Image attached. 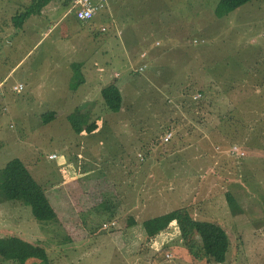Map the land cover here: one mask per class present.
Returning a JSON list of instances; mask_svg holds the SVG:
<instances>
[{"label":"rangeland","instance_id":"rangeland-1","mask_svg":"<svg viewBox=\"0 0 264 264\" xmlns=\"http://www.w3.org/2000/svg\"><path fill=\"white\" fill-rule=\"evenodd\" d=\"M31 1L0 0V23L8 24ZM70 1L60 0L57 7L69 16L65 28L24 63L36 70L34 86L13 92L7 83L0 89V168L22 160L58 222L41 223L29 206L1 196L0 236L44 247L50 264H264V0L221 18L214 15L218 0H148L142 11L129 12L122 7L117 45L129 42L130 48L117 59L111 49L101 54L108 46L101 38H112L94 19L66 27L77 22ZM26 38L14 42L18 57ZM74 57H85L86 75L98 73L99 84L114 83L121 93L118 112L101 99L92 106L99 127L94 135L76 134L65 112L42 121L43 113L60 105L46 100L62 93L44 79L52 83L58 74L62 82L65 62ZM148 59L153 65L139 72ZM76 96V102L83 99ZM181 207L226 230L230 247L223 263L190 255L175 222L146 236L144 220ZM105 210L116 213L115 220Z\"/></svg>","mask_w":264,"mask_h":264},{"label":"trees","instance_id":"trees-1","mask_svg":"<svg viewBox=\"0 0 264 264\" xmlns=\"http://www.w3.org/2000/svg\"><path fill=\"white\" fill-rule=\"evenodd\" d=\"M249 1L251 0H218L214 8V15L218 18L224 17ZM49 2L50 0H32L22 13L20 12L14 16L13 23L16 26L21 25L30 15L39 14ZM77 21L81 24L87 23ZM80 66L78 63L72 66L74 74L70 80L69 89L73 91L82 83ZM261 85L264 84L261 83ZM262 89H264L263 86ZM101 99L108 110L113 112L120 110L122 97L118 86L114 83L105 85L101 89ZM41 117L43 122L48 123L54 117V112H45ZM67 120L76 134H90L98 128V123L95 119H92L89 111L81 108H75L69 113ZM168 134L170 138L171 133ZM226 195L229 205L233 206L232 196L229 192H226ZM1 196L6 200L18 201L29 206L33 217L41 223L55 224L58 222L57 213L44 189L19 158L9 160L0 168V198ZM104 204L107 203H99V206L101 207ZM104 214L111 220L117 216L116 213L110 212ZM128 220L131 225L136 223L131 217ZM171 222H175L177 225L182 246L194 258H205L207 262L213 261L216 263L225 261L230 247V238L226 230L218 222L199 220L192 217L189 209L185 207L150 217L142 222V227L146 236L153 238L160 232L165 231ZM32 258L39 260V264H50L44 247L28 242L16 235L0 236V263L25 264L28 259Z\"/></svg>","mask_w":264,"mask_h":264},{"label":"crops","instance_id":"crops-1","mask_svg":"<svg viewBox=\"0 0 264 264\" xmlns=\"http://www.w3.org/2000/svg\"><path fill=\"white\" fill-rule=\"evenodd\" d=\"M72 1H70V4L72 3ZM105 1H106V5L104 9L100 11L94 17L93 21L98 22V24L100 25L99 27L100 31H104V32L109 31L108 35L111 36L112 38V40L109 38L107 39H104L103 37L101 38V41H100L101 44L108 45L101 49V54L106 55L108 53V49H111L112 56H116L114 57V59H117V55L119 54L124 55L125 53L128 52L127 50H129L130 48V43L126 42V39H125L126 43L124 44L121 43L120 47L117 45L118 43L117 40L119 39L118 32H121L122 30V29L118 30V28H120L119 26L121 23L120 22L121 19H119L118 18L119 16L117 15L119 14L120 9L122 7H126L125 11L129 12V10H131L132 8L134 11L136 7L137 9L141 8V11H142L143 6L146 8L149 3H148V0H138L137 2H135L134 0H120L118 3L116 0H105ZM59 2L60 0H50V2L47 3V5L43 7V9L40 11L39 14L30 15L19 26H16L12 22L13 20L12 16H9L8 24L0 23V89L7 83L10 85V89L13 92H18L13 89L14 86H17L18 84L23 85L22 90H24L25 88H30L32 87V85L34 86V83L32 84V79L36 73L35 72L36 70L35 68H32L30 64L29 66H26L24 65V63L26 59L30 57L33 51L38 50V48L41 47L42 44L47 39H49L51 37V34H53L59 27L64 26L65 28V24H64L65 18H68L69 16L66 17L60 13L58 14L57 7H58ZM144 14L147 15L146 12ZM127 15L128 13H126V16ZM29 19H32V20H29ZM27 21L28 23L26 24L25 22ZM77 24H81V23L77 21L76 24L74 23L71 26V24L67 22L66 27L67 28H70L73 26L76 27ZM116 24H118V28ZM39 27L41 28L39 34H37L36 37H34L33 39L31 37L29 38L31 32L35 29H38ZM112 27H115L117 29L110 30ZM102 28H104V30H101ZM83 34H85V32H83ZM23 35L24 36L28 35V38H26L27 43L24 49L22 48L20 49V53L18 57L16 55V52L18 51V44L20 43V39L24 37ZM78 36L80 35L78 34ZM136 37L143 38L145 37V35H138ZM50 39L52 41L55 40V38H50ZM15 40L16 41L19 40V43L17 42L14 43ZM81 51L84 54L86 52V49L82 47ZM77 52H80V50H77ZM71 54L75 55L76 52H72ZM84 58L85 57H80L79 59H75V57L67 58L65 62L66 65L63 68L66 71V75L64 76L63 81L60 83H58V74H55L52 76L53 78L52 83H50L51 80L48 82L47 80L44 79L42 74L40 75V77L44 79V81H46L47 84H49L50 86H52L53 84L55 86L54 89L56 87L62 88V93L58 94L56 98H50L46 100L47 103L49 104L53 102H56V104L57 103L60 104L57 107H52V109L49 110V111L54 112V117L52 118V120L59 118L61 116L60 112H65V114L62 116L68 122V120L66 119L68 114L71 113L73 110H75V108H79L78 106L85 107V105L89 108L88 111L91 117L93 118L95 116L96 113H95V110L94 111L92 110V106L98 102V99H101V89L104 86L98 83V80L102 79L101 76L97 77L98 73L96 74L94 73L93 75H86L84 73L85 68H83V65H82L84 64V61L86 60ZM76 63L81 65L80 71L82 73V83L79 85V87L76 90L73 91L69 89V84L74 74V69L72 66L73 64H76ZM32 65L35 66L34 63H32ZM115 73H113V75H115ZM39 79H38L37 85L42 87V85H40L42 83L39 81ZM54 89L50 94L55 95ZM79 91H81L82 93H80ZM77 93H79V95H81L83 99H80L79 101L76 102L74 101V99L77 97L76 96ZM4 98H5V89L0 91V102H1V99H4ZM41 101L44 102V100H41ZM78 102L80 103V105H78ZM63 105H67V108L65 109ZM63 109H65V111H62ZM84 110L87 111L86 109ZM97 129H99V127ZM95 131H93L90 134L94 135ZM80 135L82 136L83 134H80ZM112 220H115V219L113 218ZM74 229L75 228L73 227V230ZM162 259H159V261Z\"/></svg>","mask_w":264,"mask_h":264},{"label":"built area","instance_id":"built-area-1","mask_svg":"<svg viewBox=\"0 0 264 264\" xmlns=\"http://www.w3.org/2000/svg\"><path fill=\"white\" fill-rule=\"evenodd\" d=\"M105 7V0H73L71 3V7L69 11L73 13V16L82 22H89L91 19H94V17L104 9ZM101 30H104L102 28ZM141 58L146 57L144 53H141L140 55ZM153 61L148 59L146 60L143 65L139 66L137 70L139 72L145 70L147 66H152ZM15 91H20L23 89L22 84H18L17 86H14L13 88ZM169 138V134L165 136V140ZM56 155L55 154H50V158H54ZM113 224V222H110L109 224L103 225V227H106L110 224Z\"/></svg>","mask_w":264,"mask_h":264},{"label":"clouds","instance_id":"clouds-1","mask_svg":"<svg viewBox=\"0 0 264 264\" xmlns=\"http://www.w3.org/2000/svg\"><path fill=\"white\" fill-rule=\"evenodd\" d=\"M70 12V11H69ZM71 13V12H70Z\"/></svg>","mask_w":264,"mask_h":264}]
</instances>
